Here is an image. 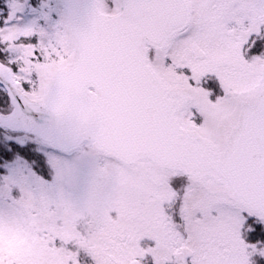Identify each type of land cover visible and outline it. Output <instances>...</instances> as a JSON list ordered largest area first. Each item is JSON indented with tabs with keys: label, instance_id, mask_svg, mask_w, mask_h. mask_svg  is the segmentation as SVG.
Listing matches in <instances>:
<instances>
[{
	"label": "snow or ice",
	"instance_id": "obj_1",
	"mask_svg": "<svg viewBox=\"0 0 264 264\" xmlns=\"http://www.w3.org/2000/svg\"><path fill=\"white\" fill-rule=\"evenodd\" d=\"M0 264H264V0H0Z\"/></svg>",
	"mask_w": 264,
	"mask_h": 264
}]
</instances>
